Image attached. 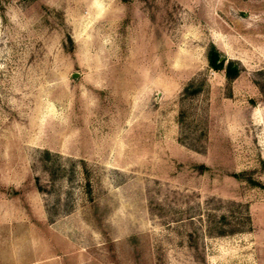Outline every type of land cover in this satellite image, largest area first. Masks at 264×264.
<instances>
[{
    "label": "rangeland",
    "instance_id": "obj_1",
    "mask_svg": "<svg viewBox=\"0 0 264 264\" xmlns=\"http://www.w3.org/2000/svg\"><path fill=\"white\" fill-rule=\"evenodd\" d=\"M263 82L264 0H0V264H264Z\"/></svg>",
    "mask_w": 264,
    "mask_h": 264
},
{
    "label": "trees",
    "instance_id": "obj_2",
    "mask_svg": "<svg viewBox=\"0 0 264 264\" xmlns=\"http://www.w3.org/2000/svg\"><path fill=\"white\" fill-rule=\"evenodd\" d=\"M122 1H126V0H122ZM219 55H220L219 51H217V49H215L213 46H211L208 49L207 54H206L207 64L212 69H215V70L221 69L223 71V75H224L226 81L230 82L233 79H235L240 72V68L238 67V63L236 61H233V60H228L223 65V59L218 60ZM257 87H258L261 95L264 97V82L263 83H257ZM48 156H49V152L47 150H44L42 152V157L48 158ZM197 168H198V171H200V172L204 170V167L202 165H198ZM49 173L51 175H53V174L55 175L56 169H52L51 172H49ZM233 176L238 180H242V181L245 180V181L249 182V184L252 186L260 187L264 191V185L262 183L252 180L248 175H245L244 172H239L237 174H234ZM34 183H35L37 191H39V192L44 191V189L42 187H40V185H38V178L37 177H34Z\"/></svg>",
    "mask_w": 264,
    "mask_h": 264
},
{
    "label": "water",
    "instance_id": "obj_3",
    "mask_svg": "<svg viewBox=\"0 0 264 264\" xmlns=\"http://www.w3.org/2000/svg\"><path fill=\"white\" fill-rule=\"evenodd\" d=\"M222 59H223V56L219 55L218 60H222Z\"/></svg>",
    "mask_w": 264,
    "mask_h": 264
}]
</instances>
